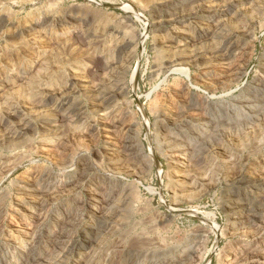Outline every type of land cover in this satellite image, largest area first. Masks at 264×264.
<instances>
[{
  "label": "rangeland",
  "instance_id": "obj_1",
  "mask_svg": "<svg viewBox=\"0 0 264 264\" xmlns=\"http://www.w3.org/2000/svg\"><path fill=\"white\" fill-rule=\"evenodd\" d=\"M154 1L0 0V21L3 16L9 21L6 27L0 26V125L1 121L13 122L11 112L20 105L27 107L26 116L34 124L32 132L11 142H0V159L9 165V169L0 170V256L7 264L25 263L22 252L31 245L42 217L50 219V229L58 235L54 239L42 235L40 248L48 256L44 264H81L78 252L84 253V260L88 261L97 251L92 247L95 236L101 243L100 264H110L108 259L112 256L105 251L106 246L118 249L113 255L114 264H127L124 250L143 247L147 239L166 242L172 248L187 243L181 257L189 259L183 264H218L219 257L224 264H264V221L254 222L251 228L244 226L253 229L251 232L239 226L231 230L230 212L222 205L229 186L219 179L229 167L232 176L240 174L241 166L237 164L247 163L253 151V155L258 151L264 154V1L243 9L237 18L226 19L225 30L238 33L243 42L237 57L225 68L219 63L203 70L193 63L174 62L170 71L164 67L167 55L153 48L157 35L151 25L154 16L149 6ZM73 19L84 28L83 36H75ZM173 25L166 24L164 34H169ZM182 27L190 33L197 29L188 21ZM122 29L134 35L144 34L145 38L125 72L114 75L99 56ZM220 42H212L211 46ZM205 45L192 51H201ZM158 66L164 67L162 72L154 73ZM71 74H79L85 80L83 87L76 86L74 94L84 106L86 121L82 122L89 124L84 132L79 131L77 123L57 118L59 87ZM132 76L136 79L133 88L114 101L126 112L116 122L104 123L99 118L104 111L96 102L99 94L117 82L129 83ZM47 89L54 96L52 104L42 101ZM158 109L172 116L166 132L155 129ZM211 119L216 122L213 124ZM3 130L1 125L0 134ZM201 135L205 140L197 150L199 159L191 161L185 142L198 140ZM130 138L140 151L127 150ZM107 145L114 149L117 163L125 165L112 169L103 153ZM80 150L99 172L114 174L120 180L114 186V191H118H113L104 204L97 196V182L81 183L77 188L62 187L66 178L76 174ZM183 151L188 174L176 164L182 161ZM259 163V174L264 176V158ZM43 170L57 177V193L46 199L40 216H32V209L21 205L24 193L20 184L37 178ZM212 177H218V181L213 183ZM104 184L101 185L107 191L113 187ZM86 187L95 194L97 214L89 211ZM74 200L83 204L82 215L66 221L68 206ZM56 213L64 219V226L54 219ZM88 216L96 222L83 235L81 227ZM205 219L223 233L217 234ZM254 231H261L262 237ZM67 241L71 247L66 246ZM240 243L256 246L249 248L252 255L239 249Z\"/></svg>",
  "mask_w": 264,
  "mask_h": 264
},
{
  "label": "bare ground",
  "instance_id": "obj_2",
  "mask_svg": "<svg viewBox=\"0 0 264 264\" xmlns=\"http://www.w3.org/2000/svg\"><path fill=\"white\" fill-rule=\"evenodd\" d=\"M262 1H264V0H156V1H154V3H152L149 6V10L154 16V18H153L154 21H153V23H151V25L154 27V31L156 32V35H157L156 42L154 44L155 47H153V48L155 50H157V52H161V53H164L167 55L166 59L168 60L167 61L168 63L165 66H164L165 63L162 65L166 69L169 70L170 68L174 69V65H175L174 62H178L181 64L184 62V63H193V64L201 66L203 70H205V69L208 70V69H212L215 64L220 63L221 65L224 66L227 62L229 63V61H231L232 58L237 57L236 55L238 54L239 51H241V49H242L241 45H242L243 41L238 36V33L227 32L225 30L226 19L227 18H237L240 11H242L243 9L249 10V9L253 8L251 6H253L254 3L258 4V3H261ZM144 6L146 7V5H144ZM185 21H188L189 23H194L196 25L197 29H195L194 32L192 31L193 33H190L189 30L182 27L183 23ZM73 22L75 23L74 24L75 29L73 30L75 36H78L79 34H80V36H83L84 34L81 30L82 29L84 30V28L82 26H80V23L77 22V20L75 21V19H73ZM168 23H173L174 24L173 28H172V30L169 28L171 30V32H169V34H166V33L164 34V31L167 29L166 24H168ZM8 24H9L8 19H6V17H4V16L1 17L0 26L4 28ZM84 24H86V22H84ZM151 29H152V27H151ZM144 38H145L144 34L134 35L133 33L130 34V32L127 31L126 29L119 30L118 34L113 38V40L108 44V46H106V50H104V52H102L101 55L99 56L103 65L106 67V69L109 70V72L113 73L114 75H118L122 71L125 72V70L128 68L127 65L129 64L130 60L133 59L134 55L136 54V49L139 47L140 43L143 41ZM218 41H221L219 44L217 43L218 45L211 46V45H213L212 42L216 43ZM206 43H209V44L211 43V44L208 45ZM205 44L208 46L205 47L206 46ZM203 45H205V46H204V49L200 48L201 51L200 50L196 51V52L192 51V49L194 47L196 48V50H198V48L202 47ZM190 48H191V50H189ZM163 62H165V61H163ZM164 67H162V66L156 67L154 73H159L160 71L162 72ZM224 68H225V66H224ZM135 81H136L135 77L132 76L129 83L117 82L113 88L105 90L104 92H101L99 94L96 102H97V105L100 107V109L102 111H104L101 114H99V118L104 123H106V124L114 123L119 118L121 113L124 114L126 112L124 109V106L118 105L114 101L119 95H122L123 93H125L128 88H133V86H134L133 82H135ZM84 82H85V80L79 74H71V75L65 77V79L62 81V84L59 87V89H60L58 92L59 97L56 98V100H58V102L56 101L57 102L56 107H57V112H58V114H57L58 121H61V122L62 121H68V122L72 121L73 123H77L78 129L80 132H84L85 130H87V128H89V124L88 125L83 124L82 121L85 120L84 106H83L80 98L78 96H74V94L78 90L76 86L79 85L78 88H80L81 86L83 87ZM68 94H70V96L68 98H66ZM53 97L54 96L51 95V91L47 89L45 91L44 96L42 97L43 98L42 101L52 104L54 102ZM25 111H27V107L24 105H20L14 111L11 112L13 122L1 121V123H2L1 125H3L4 130H3L2 134H0V142H11L12 140H14L16 138L21 137L23 134L32 132L34 130V124L31 121V119L28 116H26ZM154 113H155V110H154ZM155 117H156V124H155L156 125V127H155L156 131H157V129L158 130L160 129V131L166 132L168 129L166 130L165 128H167L168 127L167 125H169V123H171L173 120L171 114L164 109H162V110L158 109V110H156ZM211 122L213 123L216 121H215V119H211ZM169 132H168V134H169ZM170 134H171V132H170ZM201 136L200 137L198 136V138H200V139H198L199 141L198 140H193V141L190 140V141L185 142L186 147H188V150H186L189 154L188 159L189 160L191 159V161L192 160L196 161L197 158L199 157L198 156L199 153L197 151L199 149L198 148L199 144L205 140V138L203 136L202 137L204 139L203 138L201 139ZM130 139H131L130 143H128L125 146L127 148V150L130 153H133V152L135 153V152L140 151V147L133 145L132 144L133 140H132V138H130ZM39 147L42 149L46 148L42 145H40ZM47 147L49 148L50 146H47ZM80 151L77 154L76 174L71 175L70 177L67 176L68 178H66V179L64 178L65 180L63 181L62 187H70L71 186L72 188H74V187L77 188L78 186L80 187L81 183H84V184L87 183V185H88L89 183L92 184L94 182H97V185L100 186L99 189H97L98 190L97 196H98V199H100L103 202L101 204H104V202H106V199H109L108 197L113 194L114 186H116V185L118 186L120 184V180L117 179V177L114 174H106V173L99 172L96 164H94V162H92L90 160V158L87 157L88 155L86 156V154L83 152V150L81 152ZM186 151L185 152L183 151L184 153L182 152L181 153L182 156H180L184 159V161L182 159V161L179 162L178 158H177L176 160L179 163H176V164L180 166V169H183L182 170L183 172L187 173V171H186L187 169L185 168V166H187V163H185L186 162L185 161ZM255 152H257V151H255ZM103 153H105L106 156L105 155L104 156L107 157L108 163H110V166L112 167V169H115V167L118 165H125V163H119V162L117 163V160L115 158L116 157L115 151L111 145L110 146L107 145L106 147H104ZM253 153H254V151H253ZM253 153H251L252 156L249 157L248 159L244 158L245 160L247 159V163H242V165H241V162H240V164H237L238 166H241V169L240 170L238 169V171H241L240 174H238L237 171L236 172L238 175L235 174V172H233V174H235L237 176H232V173H231L232 170L230 169L231 167L224 169L222 171V174H220L221 177L219 179H221V181L226 183L225 186H229V190H227V192H226L227 195H226V198L224 199V201L222 202V205H223L224 209H227L230 212L229 214L231 215L230 216V218H231V221H230L231 230L236 228V226H239V227H243L242 230H244L246 232L247 228H251L252 226H255L254 222L256 224V223H263V221H264V176H261L259 174V171H260L259 170L260 169V163L259 162H260V159L264 158V154L259 152V151L257 153H255L254 155H253ZM126 159H127V157H126ZM3 162H6V160L2 161L0 159V170L4 169V168H5V170L9 169V168H7L8 164L3 163ZM229 165H231V164H229ZM14 166H15V164H14ZM8 167H9V165H8ZM236 168H238V167H236ZM93 177H96L95 181L92 180ZM186 177H188V176H186ZM54 179H57V177L54 178V174L52 175L51 171L49 172V171L43 170V172L40 173L37 178H34L30 182L20 184V186L23 188L22 191L24 193V199L21 200V205L26 207L27 210L29 208L32 209V211H29L30 215L40 216L41 210L46 203V199L49 196H54L55 193H57V191L55 189L56 185H54ZM217 179H218V177H216L214 179L212 177L210 180H212L214 183V181H216ZM182 180H183V178H182ZM105 182H106V184L110 183L113 185V187L110 188L108 191L105 190L103 188V186L101 185V184H104ZM182 182L183 181H181V183ZM95 186H96V183H95ZM87 188L88 187H86V189ZM117 189L118 188H116L115 191ZM87 191H88V194L90 195L88 197L89 199L87 198L88 201L86 200L87 204H88L87 206H89V211L91 214H97L98 207L94 202L95 200H93V197L95 194L88 189H87ZM115 191H114V193H115ZM172 192H173V190H172ZM116 193L118 194V192H116ZM80 205H83V204H80L79 200H74L73 203H71L68 206L67 213L65 215L66 221L67 220L71 221V220L76 219L82 215V212L80 210L81 209ZM84 205H86V204H84ZM251 206H253V207H251ZM1 212H2V209L0 207V214H1ZM57 214L58 213H56L55 216L53 214V216L55 217L54 219L57 220L59 222V224H62V226H64V224H63L64 219ZM88 217L89 218H88L87 222L85 223V225L83 227H81V231H82L83 235H85L86 231L91 229V227L89 229H88V227L94 225L93 223L96 222L92 219L91 216H88ZM20 218H22V217H20ZM23 218H25V217H23ZM206 222L210 227H212L214 229V231H216L217 234L223 233V230L221 228H218L212 222H210L208 220H206ZM97 224H99V223H97ZM50 225L51 224H50L49 218H47V217L41 218V221H40V223L38 225V229H37L38 233H37V230L34 231L33 237L31 239V243H30L31 245L28 246L27 250H25V251L23 250V252H22V258L25 259L24 260L25 263H23V264H44L45 261H48V256L46 255L47 252L46 251L43 252V250L40 248V246H41L40 243L42 241V237H43L42 235H45V237L48 239H54L56 236H58L57 233L55 234V232H53L50 229ZM259 225H261V224H259ZM259 225H257V226H259ZM108 226H109V224H108ZM244 226H246L247 228L244 229ZM259 227H257V228L259 229ZM101 229H103V228H101ZM237 229H235V230H237ZM259 230H262V229H259ZM40 231L41 232L43 231V232L40 233ZM97 231L98 230H96V232ZM239 231H240V229H239ZM249 231L250 230H248L247 232H249ZM96 232H95V235H96ZM60 233H62V230L60 231ZM146 234L144 233L145 236H146ZM255 234H256V232H255ZM257 234H259V235H257ZM257 234H256L257 237H262L261 231H258ZM256 235H254V236L256 237ZM196 237H198V236H196ZM94 238H95L94 244H93L94 246H92V247H93V250L95 249L97 251L95 253H93V256L88 257V261L84 260V258H85L84 253L78 252L77 257H78L79 263L81 262V264H100L101 258H103L102 256H99V254H100L99 248H101L100 247L101 243L100 244L98 243L97 236H95ZM193 239L196 241L195 238H193ZM151 240L147 239V241H145L144 246L143 247L141 246L142 248L141 247H139V248H131L130 247V248L124 250L125 246H122L121 250H124V258H125L124 260L127 262V264L130 262H131V264H183L184 262L188 261L189 257H186V256L181 257L182 253L185 252V250H187L186 248H184V246H187L186 245L187 243L181 244L180 246H178V244H175L178 247L172 248L173 245L171 247H168V245H167L168 243L165 244L166 242L162 243L163 242L162 241V242L158 243L157 241L155 242L154 240H152V241ZM187 241H190L189 238H187ZM68 242L69 241H67L66 246L71 247V244L70 243L68 244ZM191 243H192V241H191ZM200 243H202V242H200ZM250 244H251V242H250ZM109 245L112 246L113 244L112 245L109 244ZM191 245H193V243ZM248 245L249 244H246V243H240L239 249H245V251L248 254L251 252V249H249V248H252V250L256 248V246L252 247V245H250V246H248ZM106 248H105L106 250L105 249L104 250L110 255V257L112 256L111 259H108L107 254H106V257L108 260H110V264H114L113 255L116 256L115 254H116L118 249L117 248L115 249L114 247L108 248L107 246H106ZM183 248H184V250H183ZM90 249L92 250V248H90ZM192 252H190V253H192ZM260 252H261V250H260ZM250 254L252 255V253H250ZM250 254H249V256H250ZM260 254H262V253H260ZM87 255L88 254H86V259H87ZM198 255H200V254H198ZM255 256H257V255H255ZM244 258H246V257H244ZM186 259H187V261H186ZM233 261H235V259ZM85 262H87V263H85ZM187 263H185V264H187ZM0 264H7V262L1 256H0ZM18 264H22V263H18ZM218 264H224V260L220 257L218 260ZM229 264H230V262H229ZM234 264H236V263H234Z\"/></svg>",
  "mask_w": 264,
  "mask_h": 264
}]
</instances>
